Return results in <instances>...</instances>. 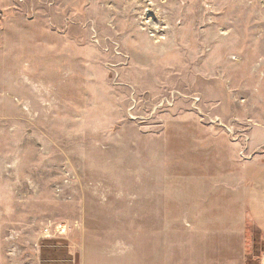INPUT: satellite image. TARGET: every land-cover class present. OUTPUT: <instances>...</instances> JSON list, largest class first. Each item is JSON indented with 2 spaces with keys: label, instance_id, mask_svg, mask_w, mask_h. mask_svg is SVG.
<instances>
[{
  "label": "rangeland",
  "instance_id": "rangeland-1",
  "mask_svg": "<svg viewBox=\"0 0 264 264\" xmlns=\"http://www.w3.org/2000/svg\"><path fill=\"white\" fill-rule=\"evenodd\" d=\"M254 159L264 0H0V264H152Z\"/></svg>",
  "mask_w": 264,
  "mask_h": 264
},
{
  "label": "crops",
  "instance_id": "crops-1",
  "mask_svg": "<svg viewBox=\"0 0 264 264\" xmlns=\"http://www.w3.org/2000/svg\"><path fill=\"white\" fill-rule=\"evenodd\" d=\"M255 162L260 163L256 171L249 168ZM245 164L244 169L223 172L216 195L222 191L224 197L221 193L216 201L209 202L214 193L202 187L199 195L206 203L188 206V212L196 215L185 226L194 227L191 246L189 241L186 246L168 245L152 264H264V161L254 159ZM163 209L168 216L170 207ZM253 233H257L254 238ZM124 253L89 251L79 264H105Z\"/></svg>",
  "mask_w": 264,
  "mask_h": 264
},
{
  "label": "built area",
  "instance_id": "built-area-1",
  "mask_svg": "<svg viewBox=\"0 0 264 264\" xmlns=\"http://www.w3.org/2000/svg\"><path fill=\"white\" fill-rule=\"evenodd\" d=\"M63 224H51L44 228L45 237H61L64 236Z\"/></svg>",
  "mask_w": 264,
  "mask_h": 264
}]
</instances>
